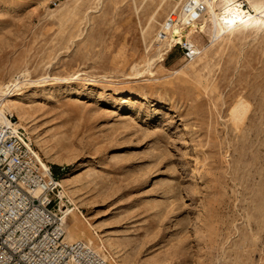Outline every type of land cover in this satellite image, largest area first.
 Returning <instances> with one entry per match:
<instances>
[{
  "label": "rangeland",
  "instance_id": "rangeland-1",
  "mask_svg": "<svg viewBox=\"0 0 264 264\" xmlns=\"http://www.w3.org/2000/svg\"><path fill=\"white\" fill-rule=\"evenodd\" d=\"M178 2L194 8L167 50ZM208 13L0 0V99L25 109L19 126L58 174L66 238L107 264H264V23L214 39Z\"/></svg>",
  "mask_w": 264,
  "mask_h": 264
},
{
  "label": "built area",
  "instance_id": "built-area-1",
  "mask_svg": "<svg viewBox=\"0 0 264 264\" xmlns=\"http://www.w3.org/2000/svg\"><path fill=\"white\" fill-rule=\"evenodd\" d=\"M195 9L198 19L202 5ZM175 11L165 23H176L170 19L178 16ZM192 47L188 42L181 45L185 57L196 54ZM7 117L8 124L0 123V264H106L105 250L66 239L67 212L61 208L64 193L58 174L44 166L13 116Z\"/></svg>",
  "mask_w": 264,
  "mask_h": 264
},
{
  "label": "bare ground",
  "instance_id": "bare-ground-1",
  "mask_svg": "<svg viewBox=\"0 0 264 264\" xmlns=\"http://www.w3.org/2000/svg\"><path fill=\"white\" fill-rule=\"evenodd\" d=\"M208 7V16L207 20L208 23L211 26V37L214 39L225 37L227 35L232 34L236 29L241 27H248L252 26L256 23L263 22L264 23V9L259 7H253V13L249 10L243 9L240 7V4H232L233 2L227 3L222 11L219 13L215 9L214 3L209 2L208 0H204ZM181 2H178L176 5V8L179 10V15L177 17L171 18V20H176V23H170L167 21L168 28L166 29L169 33V40H167L164 43L165 49H169L172 46V42H181V32L179 31V24L188 21L189 22V16L190 12L194 8V5L189 4H183L181 5ZM196 8V7H195ZM180 22L179 24H177ZM164 25V24H163ZM189 44H192V42L189 40ZM192 53H199L197 49L194 47L191 48ZM162 54H159V58L162 59ZM156 57V56H155ZM43 82V81H42ZM13 88L17 86V84L12 85ZM11 91V90H10ZM0 92H3L0 90ZM8 92V93H7ZM5 93V96H9V90L3 92ZM0 99V123L8 124L9 119L7 117L8 114L12 115L15 114L17 117V121H15V125L17 127H20L21 123H25L27 118V113L25 109L18 105L15 100L11 99ZM21 128V127H20ZM22 129V128H21ZM44 164V162L42 161ZM44 166H46L44 164ZM67 179H63L62 182H65ZM66 210V209H65ZM69 210V209H68ZM73 209H71L67 214L71 213ZM67 216V215H66ZM78 226L72 224L70 226V230L76 234L77 233ZM67 239V238H66ZM68 240V239H67ZM107 264V263H106Z\"/></svg>",
  "mask_w": 264,
  "mask_h": 264
},
{
  "label": "trees",
  "instance_id": "trees-1",
  "mask_svg": "<svg viewBox=\"0 0 264 264\" xmlns=\"http://www.w3.org/2000/svg\"><path fill=\"white\" fill-rule=\"evenodd\" d=\"M54 173V172H53ZM56 175V173H54Z\"/></svg>",
  "mask_w": 264,
  "mask_h": 264
}]
</instances>
